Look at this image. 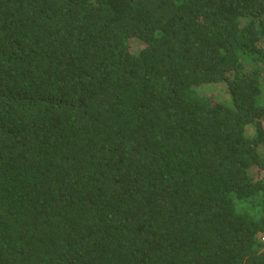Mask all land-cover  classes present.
I'll use <instances>...</instances> for the list:
<instances>
[{"label":"trees","instance_id":"1","mask_svg":"<svg viewBox=\"0 0 264 264\" xmlns=\"http://www.w3.org/2000/svg\"><path fill=\"white\" fill-rule=\"evenodd\" d=\"M263 121L264 0H0V264H264Z\"/></svg>","mask_w":264,"mask_h":264},{"label":"rangeland","instance_id":"2","mask_svg":"<svg viewBox=\"0 0 264 264\" xmlns=\"http://www.w3.org/2000/svg\"><path fill=\"white\" fill-rule=\"evenodd\" d=\"M133 46H136V47H137V46H138V44H137V43H135V44L133 43ZM213 94H215V93H213ZM220 97H221V96H220ZM263 122H264V121H263Z\"/></svg>","mask_w":264,"mask_h":264}]
</instances>
